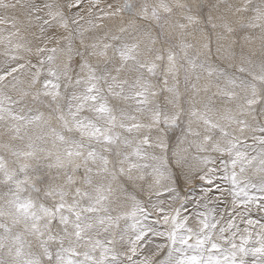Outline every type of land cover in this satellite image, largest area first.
<instances>
[{
    "label": "snow or ice",
    "instance_id": "6c2138e0",
    "mask_svg": "<svg viewBox=\"0 0 264 264\" xmlns=\"http://www.w3.org/2000/svg\"><path fill=\"white\" fill-rule=\"evenodd\" d=\"M0 264H264V0H0Z\"/></svg>",
    "mask_w": 264,
    "mask_h": 264
}]
</instances>
